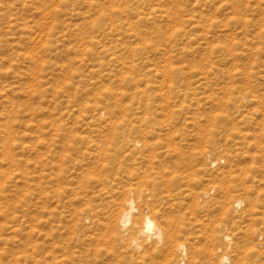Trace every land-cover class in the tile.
Masks as SVG:
<instances>
[{
	"label": "rangeland",
	"instance_id": "1",
	"mask_svg": "<svg viewBox=\"0 0 264 264\" xmlns=\"http://www.w3.org/2000/svg\"><path fill=\"white\" fill-rule=\"evenodd\" d=\"M222 254L264 264V0H0V264Z\"/></svg>",
	"mask_w": 264,
	"mask_h": 264
},
{
	"label": "bare ground",
	"instance_id": "2",
	"mask_svg": "<svg viewBox=\"0 0 264 264\" xmlns=\"http://www.w3.org/2000/svg\"><path fill=\"white\" fill-rule=\"evenodd\" d=\"M95 145L96 144H94L93 146ZM96 146H97L96 148H98L100 151L103 150L102 147H99L98 145ZM137 195L138 196H136V198L128 196L124 200L123 203L120 202L122 203V204L119 203L121 208L117 204L118 205L117 208H120V211L118 212V215L116 217V220H115L116 223L112 222L114 225L117 224V226L121 228L123 231H126V230L131 231V234H133V236L130 237L128 240V247L134 250L136 254L143 256V254L147 252V250L144 248L145 246L144 242L145 240H149V241L151 240L153 243V249L154 250H157V248L161 249L164 255L166 256V258L170 257L174 253L175 250L183 252L185 254V250L187 248L185 243L179 242L175 245L173 243L171 244V241L169 240L172 234L169 235L170 233H168V231L165 230V225H167V223L160 224L157 221L158 217H156L154 210H150L146 214L142 215L139 220L133 217L134 211L147 210L146 207H143L139 204V202L141 201L140 193H138ZM240 201L241 200L239 199L234 200L236 207L240 205ZM100 222H103V221H99V223ZM129 225L130 227L128 228ZM227 237L228 235H225V234L221 235L220 237V239L224 241L223 244L225 246L230 245V242H228L229 239H227ZM227 261H228V257L225 254H222L221 256L220 255L218 256L217 264H226ZM177 264H179V262Z\"/></svg>",
	"mask_w": 264,
	"mask_h": 264
}]
</instances>
